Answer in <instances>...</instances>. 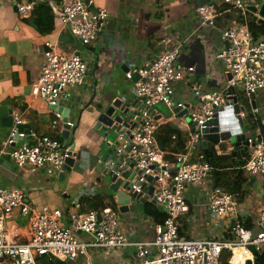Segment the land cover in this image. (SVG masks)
<instances>
[{
    "label": "built area",
    "instance_id": "1",
    "mask_svg": "<svg viewBox=\"0 0 264 264\" xmlns=\"http://www.w3.org/2000/svg\"><path fill=\"white\" fill-rule=\"evenodd\" d=\"M90 3L91 0H31L17 6L18 20L28 24L37 8L45 5L81 41L82 46H90L95 43L108 19L106 9L92 10ZM221 5H231L239 12V22H231L220 30L225 49L217 59L221 60L227 77L224 87L207 90L194 85L191 89L194 101H178L175 84L190 80L195 72L194 66L186 65L181 59L185 45L195 39L197 30L186 36L176 33L163 38L162 44L168 47L156 59L125 74L126 80L137 77L132 96L138 105L136 108L131 105L126 107L130 100L127 97L121 99L122 106L129 113L127 125L116 127L114 144L107 142L114 148L117 163L98 158L107 171L129 183L128 189L121 187L124 193L139 196V200L145 199L164 210L162 220L152 219L149 223L152 239L133 242L119 231L118 206L116 210L107 207L82 211L76 203L67 212L47 207L35 209L28 203L25 190L1 188L0 264H40L41 260H46L48 264H70L91 249L128 247L135 249L136 259L125 264H221L223 252L230 253L228 264H240V261L242 264L247 261L254 263L255 254L264 250V202L253 222L237 215L233 194L214 187L209 194L208 207L217 218L232 220L225 235L216 239L190 240L181 237L178 220L189 212L185 190L188 186L204 183L214 167L203 158L191 162L188 152L176 155L174 163L166 161L155 137L157 121L149 111L158 105H164L169 111L186 109L183 117L194 128L190 134L192 145L199 143L204 124L213 118L219 108L237 105L239 92L249 99L264 93V39H253L248 25L247 5L242 0H217V3L209 0L197 6L195 12L201 25L213 29L218 16L216 7ZM42 57L40 74L31 94L46 101L50 107L60 106L68 101L69 87L84 83L87 64L80 56L57 52L50 42L44 43ZM252 114L263 115L264 120V108L254 106ZM245 116V110L240 109L234 116L235 123L240 125L241 121L244 126ZM20 123L15 115L10 135L1 144L0 157H6L18 168L35 170L49 166L56 175L62 173V167L70 156L68 144L62 147L63 143L48 133L30 131L29 135L18 134L15 125ZM66 124L70 128V136L74 123L66 121ZM52 130H57L60 135L65 130L61 115L56 112L55 119L46 128L47 132ZM23 139L27 141L17 146V141ZM246 144V159L239 169L249 176L260 177L264 182V137L250 135ZM149 179L152 181L149 182ZM150 186L154 190L148 196ZM84 195L92 197L96 194L88 191L81 197ZM15 212L27 220L26 235L11 221ZM21 237L25 240L20 241Z\"/></svg>",
    "mask_w": 264,
    "mask_h": 264
},
{
    "label": "crops",
    "instance_id": "2",
    "mask_svg": "<svg viewBox=\"0 0 264 264\" xmlns=\"http://www.w3.org/2000/svg\"><path fill=\"white\" fill-rule=\"evenodd\" d=\"M29 1L31 0H0V105L10 106L13 114L22 123L31 126V131L41 134H57L61 137L57 130L46 131V128L52 123L51 118H55V112L50 110L46 101L34 98L31 91L40 74L43 61L42 49L45 42L52 43L57 52L62 54L72 55L79 51V56L88 67L85 81L80 86L69 87L68 101L60 104L63 109L69 110L68 118L63 123L73 122L74 128H76L73 133L74 138L71 139V142L68 141V148L74 145L77 153L74 169L85 166V170L87 167V170L93 171L97 166H101L106 170L104 165L98 162V158L115 162L118 160L117 158L113 160L100 152L98 155L92 154V151L87 148L94 149V143L79 144L75 141V135L85 124L94 131L93 127L97 125L96 119L100 112L111 106L117 98L124 96L125 93H127L125 97L134 103L131 106L137 107L138 104L132 96L135 80L134 78L126 80L125 74L156 59L168 47V45L162 44L163 38L174 36L176 33L186 36L193 30H197L195 39L189 40L185 45L181 59L186 65L194 66L195 72L190 80L175 84L178 101L193 102L191 89L194 85L207 90H219L226 83L227 77L224 74L223 64L220 59H217V56L225 49V42L220 35L221 28L211 29L201 25L195 12L196 7L199 6L198 0H91L90 9H106L108 19L95 43L81 48H76L77 39L57 16L49 20L47 14L38 15L37 23L40 21L44 27H53L47 34H42L37 30L31 25V21L28 24L19 21L17 6ZM210 1L217 3V0ZM242 1L248 7V20L257 21L256 13L250 11L249 8L257 9L264 3V0ZM244 98L243 100L237 99L239 110L249 108L252 114L254 106H259L260 109L264 108V93H259L250 99L246 96ZM158 106H163L164 110H160ZM158 106L149 110L153 118H160L157 120V125H162L166 130H172L175 133V142L178 145L179 153L188 152L191 162L199 161L204 148L202 138L199 139L201 146L191 145L192 125L188 124L184 117L177 115L165 118L169 110L164 105ZM86 111H91V114L87 120H84L83 115ZM253 116L260 120L263 117V115ZM73 117H76V121L73 120ZM243 122L245 124L241 127L243 134L249 133L252 136L257 135L258 138L264 137L263 123H261V127L256 126L255 130H251L246 117ZM12 128H3L0 125V150L2 142L9 137ZM23 143H25L24 139L18 140L16 145ZM106 145L110 147L109 154L112 153L111 148L113 149V147L108 143ZM223 147L225 148L223 149ZM205 148L209 149L208 146ZM214 150L217 155L230 154L233 145L223 142L215 146ZM179 153L173 156L174 160ZM244 154L246 155L243 152L241 157H230L225 160L236 159L244 162L246 159ZM244 174L248 179L246 191L237 194L233 188L222 189L234 195L237 215L241 218H249L254 222L257 219L258 209L264 202V182L258 176H249L246 172ZM212 175L213 172L204 183L188 186L185 190L184 195L189 212L178 220L180 235L185 239H216L222 234L225 235L227 226L232 221L219 219L209 210L208 198L211 189L214 188ZM57 179L58 175L49 166L35 170L29 167L18 168L13 163L11 164L6 157H0V189L20 188L25 190L28 203L35 209L47 207L67 212L72 205L80 203L81 194L88 191L94 193V190L88 187L78 193L75 200L68 201L69 192L63 190L62 198L65 201L60 203L50 195L51 193L61 194L60 187L56 184ZM250 179H253L251 185H249ZM119 190L122 191L121 188ZM95 194L106 196L110 193L106 189ZM111 196L116 202V197ZM84 197L92 198L94 196L84 195ZM133 203H139L142 207L139 210H133ZM117 206L120 208L118 204ZM128 209V212L122 215L118 211L117 229L133 242L151 240L149 223L152 219L155 220L154 216L164 215V210L153 203L147 201L141 203L135 199L130 200ZM149 209L151 212H148ZM11 221L15 222L21 228V232L26 235V219L15 212ZM226 236L228 235L226 234ZM81 237L86 238L85 236ZM24 240L25 238H20V241ZM135 259L136 252L132 247L99 248L88 250L86 254L77 257L70 264H125L131 263Z\"/></svg>",
    "mask_w": 264,
    "mask_h": 264
},
{
    "label": "water",
    "instance_id": "3",
    "mask_svg": "<svg viewBox=\"0 0 264 264\" xmlns=\"http://www.w3.org/2000/svg\"><path fill=\"white\" fill-rule=\"evenodd\" d=\"M208 0H198V5H203ZM87 2V0H86ZM250 11L253 13H256V20L259 23H264V3L261 4L257 9L256 8H249ZM76 48H81L82 44L81 41L77 40L75 44ZM75 55L79 56V51L75 53ZM137 77L134 76V80H136ZM121 99L117 98L111 106H108L106 109L102 110L100 114L97 116V125L96 130H98L100 127L104 131H108L110 129L115 130L116 127L120 124L123 126L127 125V120L129 118V113L124 109V107L121 104ZM134 104L133 102L126 103V107ZM253 106V104H252ZM50 110L53 112H56L61 115V120L64 121L68 118V112L69 110L63 109L61 106L56 107H50ZM239 111V106L235 105L232 108H219L213 118L209 121H207L204 126L205 128L201 131V138L204 141V148L209 147V149L213 152L215 160H225L229 159L230 157H241V154L246 150L247 144H246V138L250 136L249 133L243 134V131L241 129L242 122L240 121V125H237L235 123V115ZM13 110L10 106H1L0 105V125L3 128H11L14 125V114ZM177 115L179 117H183L186 114V109H179L175 108L173 111H169L167 113V116L165 118H169L171 116ZM160 118H154V120H159ZM264 124V120L262 122ZM63 128L65 130L61 133V138L63 140L62 147L67 146L68 140H69V126L66 124V122L63 123ZM15 129L18 134L24 133L25 135H29L31 131V126L26 123H20L15 125ZM194 132V128L191 130ZM27 140L24 139V142ZM223 142H229L231 145H233V150L230 154L225 155H217L215 153V146L219 145ZM201 146V143L195 144V147ZM69 158L65 161L64 166L62 167V173L58 175V181L61 182L64 180V173L70 169H72L76 163L77 153L75 152V146L72 145L69 147ZM244 156H246L244 154ZM103 175L106 176L108 180V192L116 197V202L120 206L119 212L120 214H124L128 212V204L130 203L131 199L139 200V196H136L134 194H127L123 191H120L119 189L122 187L127 188L130 186L128 182H124L122 179L116 178L115 175H113L111 172H107V170H104ZM123 177H126V174H123ZM152 180L149 179V182ZM253 183V179L249 180V185ZM154 188L153 186H150L148 188V196L152 195ZM141 203L145 202V199L139 200ZM40 264H47L46 260L39 261ZM246 264H252L251 261H247Z\"/></svg>",
    "mask_w": 264,
    "mask_h": 264
},
{
    "label": "trees",
    "instance_id": "4",
    "mask_svg": "<svg viewBox=\"0 0 264 264\" xmlns=\"http://www.w3.org/2000/svg\"><path fill=\"white\" fill-rule=\"evenodd\" d=\"M216 12L218 16L214 22V27L224 28L231 22H239V12L231 5H221L219 7H216ZM39 14H47V18L49 20H52L55 16L51 13L49 7L43 5L37 8V11L30 19L31 25H33L42 34H47L53 29V27H44V25H42L40 21L37 23L36 20ZM248 25L254 40H258L264 37V23L259 24L258 21L249 19ZM238 98L240 100L245 99L243 93L241 92L238 93ZM245 110L246 121L249 122L251 130H255L256 126L261 127L262 120L255 119V117L250 113L249 108H245ZM54 119L55 118L52 117L50 121L52 122ZM49 136L63 143L59 135L49 134ZM155 137L160 150L167 153L164 156V159L171 161V163H174L175 160L173 156L179 153L178 145L175 142V133L172 130H166L162 125H158L155 132ZM224 148L225 147H223V149ZM201 156L204 160L208 161L214 167L212 175L213 187H221L223 189L233 188L235 193L237 194L246 191L248 179L245 177L243 170L239 169V167L243 164L242 161H237L236 159L224 161L215 160L213 152L208 148L202 149ZM79 205L82 211H96L107 207L116 210L117 208V204L110 194L106 196L95 195L92 198L81 197ZM148 212H151V210L149 209ZM154 217L155 221H160L164 218V215H157ZM229 257V252H223L221 264H228L227 260ZM253 264H264V250H262L261 253L255 254Z\"/></svg>",
    "mask_w": 264,
    "mask_h": 264
},
{
    "label": "rangeland",
    "instance_id": "5",
    "mask_svg": "<svg viewBox=\"0 0 264 264\" xmlns=\"http://www.w3.org/2000/svg\"><path fill=\"white\" fill-rule=\"evenodd\" d=\"M126 94L127 93H125V95ZM125 95L121 96L120 98H125ZM159 109L164 110V107L160 106ZM90 114H91V111H86L83 115V119L87 120ZM73 120L76 121V117H73ZM88 127L89 126H87V124L82 125L80 127V129L75 135V141L78 142L79 144H88V145L94 143V149L87 148L88 150L92 151L91 152L92 154L98 155V153L100 152L104 154V156H109L111 157V159L116 160L117 157L114 153V148L113 149L111 148L112 153L109 154L110 147L106 145L107 142H110L112 144L116 142V138H117L116 131L112 129L106 132L103 129L95 130L96 125H94L93 127L94 131H92ZM74 129L76 128L72 129L71 136L68 140L69 142H71V139L74 138L73 137ZM80 147L82 148V146ZM87 169L88 168L86 167V170ZM86 170H85V166H83L80 169L72 168L66 171L64 173L65 180L61 182H59L58 179L56 180V184L59 185L60 187L59 190L61 191V194L58 193V195H55V193H51L50 195L53 196L56 200H58L60 203H63L65 201L62 198L63 190H67L69 192L68 194L69 197L67 199L68 201L75 200L78 193H80L81 191H83L84 189L88 187L92 188L94 190V193L105 191L109 183H108L106 176L102 175V172L104 169L101 166H97L94 170L92 169L93 171L91 170L86 171ZM141 207L142 206L139 203L132 204L133 210L135 209L139 210Z\"/></svg>",
    "mask_w": 264,
    "mask_h": 264
},
{
    "label": "bare ground",
    "instance_id": "6",
    "mask_svg": "<svg viewBox=\"0 0 264 264\" xmlns=\"http://www.w3.org/2000/svg\"><path fill=\"white\" fill-rule=\"evenodd\" d=\"M111 147H112V146H111ZM240 264H242L241 261H240Z\"/></svg>",
    "mask_w": 264,
    "mask_h": 264
}]
</instances>
